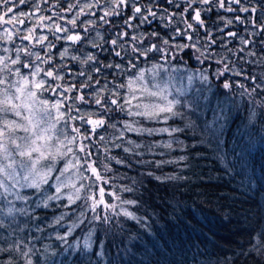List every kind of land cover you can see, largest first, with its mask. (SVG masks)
Segmentation results:
<instances>
[{"label":"trees","instance_id":"16d2710c","mask_svg":"<svg viewBox=\"0 0 264 264\" xmlns=\"http://www.w3.org/2000/svg\"><path fill=\"white\" fill-rule=\"evenodd\" d=\"M59 2L67 6L66 0ZM68 2L75 3V0ZM139 2L147 5L149 0H139ZM55 3L57 0H49V4L44 7L51 9V5ZM103 3L104 0H101V4ZM151 3L158 17L150 18V24L127 28L124 25V18L130 14L129 12H125L121 17L112 18L115 20L114 25H103L98 22L89 40L100 44L99 48H93L88 43L81 46L65 43L63 40L57 41L55 36L51 33L49 35V40L56 45L52 50L54 63L57 67L61 64L65 66L60 69L61 75L65 77V83L79 85L82 81L87 82L84 77L70 74L69 70L74 73L81 67L101 68L99 73H89L93 76V86L83 89L87 94L86 99L89 100H94V97L99 95L109 101L117 98L119 103L123 104V98H127L128 90L121 89L118 85L122 83L127 85L129 80L140 71L154 65H178L188 71H200L208 77L207 81L195 80L189 92L180 99L185 105L181 108L184 119L170 120L168 125L152 124L142 117L129 116L110 102L108 108L111 111L107 113L94 102L79 106L85 114L99 113L106 119V126L98 129V135L87 142L91 145L90 151L94 153L91 158H94L98 164L101 160L109 164L115 176L114 190L122 192L123 200L137 201L135 206H124L128 211L141 217V221L138 223L122 214L114 215L109 223L93 221L90 224L86 220L83 225L75 229L66 242H62L57 235L66 234L71 221L75 220L81 211H86V206L81 201L72 205L70 209L58 206L67 203L66 200L49 201L50 206L47 209L36 207L31 200L27 205L16 201L17 209L25 211L17 212L14 222L12 217L6 215V202L0 201V206L5 209L4 213H0V222L4 225L0 228V247L10 246L13 241H26L25 250L31 248L35 252L31 257L34 264L37 261L38 264H264V255L256 249L261 235L264 234V128L259 124L253 128L243 126L245 109L254 105L249 104L246 92L241 95L244 89L236 87L237 84L245 86L251 84L244 75L264 79V52L261 51L259 43H252L241 53L239 49L245 46L240 39L219 38L221 34L216 31L218 16L222 14L230 17L232 16L230 13L214 11L207 17V23L214 38L217 39L215 45L205 48L207 39L203 31L192 33V41L182 36H175L174 25L181 29L185 26L178 19L168 23L167 19L159 18L167 17V13L160 7H168L164 0H151ZM16 10L28 12L31 8L29 4H24L19 5ZM168 10L178 11L171 7ZM57 11L58 8L41 14L47 16ZM61 14L70 18L67 13ZM98 14H102V11ZM88 18L95 19V17ZM55 22L63 24L62 20ZM132 23L137 25V21ZM244 27L237 24L230 30L237 31L238 36L245 39H258L249 35L253 31L250 26L247 31H243ZM117 31L129 32V37L121 41L123 47L117 49L124 56V61L120 69L106 68L104 65L121 63V58L116 57L110 44L105 42L109 37L117 39L118 37L114 35ZM152 33H158L159 36L153 37ZM132 35L144 38L143 44H137L141 50L146 45L156 43L165 48V52L150 53V58L147 60L138 57L137 67L131 69L128 64V58L132 56L130 47L136 43L131 40ZM163 39H169L172 46L163 45ZM23 42V46L33 48L32 44ZM177 44H195L196 48L210 58L201 57L198 60L199 53L195 48L181 50L175 47ZM3 47L4 43L0 42L2 56L5 54ZM65 48L69 50L68 55L61 61L59 52ZM11 49L12 45L9 55H14ZM33 51H40L41 55L46 54L41 48H33ZM250 51L255 52L256 55H249ZM88 53L97 57L98 64L82 66L71 60L72 55L84 57ZM216 61L221 63L218 64ZM225 64L231 71L217 79L216 73ZM41 66L47 67V65ZM234 72H243L244 75L236 76L233 75ZM96 80L100 83L96 84ZM225 80L233 84L231 92L223 88L222 82ZM113 91L118 92L119 96L112 97ZM257 99L262 98L257 97ZM125 108H128L126 104ZM76 114L73 112V115ZM188 120L194 122V129L185 127ZM135 121H141L145 126L155 128L179 126L184 128V131L174 133L172 136L167 133L152 137L138 136L124 127L125 122L133 123V127H136ZM205 123L213 124L214 127L224 125V136L220 143V152L224 157L222 161L216 158L214 142L211 145L200 142L201 130ZM121 135L123 139L120 138ZM100 136L104 139L100 140ZM128 141L152 142L156 145L172 141L173 150L156 147L154 151L163 155L153 157L152 153L144 148L134 149ZM183 146L186 147L181 151ZM124 147L133 148L143 155L126 153L123 151ZM181 155L187 156V160L178 166L151 169L157 176L183 172L188 179L180 182L175 192L171 186L173 182L161 183L149 178L146 174L147 166L139 163L142 159H172ZM117 160L128 161L129 164L117 163ZM125 187H132L134 190L123 191ZM48 194H54V189H49ZM66 212L68 215L61 221L62 226L56 225V217ZM88 218L91 219L90 215ZM93 229L91 251H89L85 248L84 242L88 238V232ZM101 244L103 248L100 247ZM241 252L244 254L241 255ZM17 259L22 258L17 256ZM0 264H7L2 255H0Z\"/></svg>","mask_w":264,"mask_h":264},{"label":"snow or ice","instance_id":"6c2138e0","mask_svg":"<svg viewBox=\"0 0 264 264\" xmlns=\"http://www.w3.org/2000/svg\"><path fill=\"white\" fill-rule=\"evenodd\" d=\"M165 5L162 10L167 13V17H159L161 20L167 19L168 23H173L174 19H178L185 27L181 29L174 25L175 36H182L188 41L193 40L192 33L203 31L205 33L207 44L205 48H210L216 44L213 32L207 23V17L213 14L214 11H222L223 13H230L232 16L226 17L224 15L218 16L219 23L216 31L221 34L220 39L231 37L233 39H240V42L245 46L239 51L243 53L252 43H259L261 51L264 52V0H164ZM29 4L31 10L28 12L17 11L19 5ZM49 4V0H0V30L3 35H0V42L12 45L11 51L14 55L0 56V201L6 202L8 217H15L17 212L24 213V209H17L16 201H21L28 204L31 200L36 207H43L47 209L49 201L66 200L67 203L62 206L70 209L72 205L82 199L81 190L85 188L84 184L77 187L76 182L73 181L69 173L73 170L78 172L80 176L87 180L90 177L85 176L84 172H90L96 181L107 183L100 175L95 162L91 161L94 155L90 151V144L84 143L90 141L93 136L98 135V129L104 128L107 124L106 119L99 113L85 114L81 111L80 105H90L95 103L101 106L105 113L110 112L108 103L116 106L121 112H126L129 116L142 117L143 120L149 121L152 124L168 125L170 120L176 118L184 119V113L181 108L185 105L178 98L168 99L162 91H148L145 88H134L133 84L136 81H142L145 77V72L140 71L135 80H130L127 85L120 84L119 88L129 91L131 98H123L124 103H119L117 98H112L110 101L106 98H101L99 95L94 97V100L86 99V93L83 89L91 88L93 76L90 72L99 73L100 67H89L76 70L74 74L77 77H84L87 82H81L79 85L75 83H65L64 75H61L60 69L65 67L61 64L59 67L53 61L52 50L56 45L49 40L48 35H43L44 31L55 36L57 41L63 40L65 43L83 46L85 43L90 44L93 48L101 47L95 41H90L89 36L100 22L103 25H114V17H121L125 12L130 14L124 18V25L127 28H134L145 23L150 24L152 19H156L158 14L153 10L151 0L147 5H143L139 0H75V3L68 2L67 6L60 3L51 5V9L58 8L59 11L52 15L41 14L44 11H51L45 8L44 5ZM169 7L178 11H169ZM102 14H98L101 12ZM61 13H67L70 18H66ZM243 13L244 15H240ZM88 17H95L89 19ZM62 20L63 24L55 21ZM133 21H137V25H133ZM51 22V23H50ZM29 24L31 26H29ZM244 25L243 31H247L250 26L253 31L249 35L258 38L257 40H249L238 36V32L230 30L235 25ZM70 25L71 27H67ZM11 26V27H8ZM167 27V24H165ZM226 29H229L226 31ZM99 35V33H97ZM117 39L109 37L106 43L110 44L116 57L121 58V63L104 65L106 68L120 69L124 61V56L119 48L123 45L121 41L129 37L127 31H117L114 33ZM153 37H158V33H152ZM17 38L20 41H26L32 44L33 48H41L45 50V55H41L40 51H33V48L27 46H17ZM131 40L136 42L130 47L132 56L128 58V64L131 69L137 67V58L144 57L149 59L150 53H163L165 48L159 44L152 43L146 45L141 50L137 44H143L144 38L132 35ZM103 39V37H101ZM162 44L171 47L169 39H163ZM226 47V45H224ZM178 49L195 48L199 53L197 59L201 57L205 59L210 58L205 56L195 44H177ZM79 50V49H78ZM8 53L10 49L5 47L3 49ZM68 49L65 48L59 52L61 61L68 55ZM127 51V50H125ZM255 56V52L248 53ZM173 58H175L173 56ZM71 60L78 62L82 66L98 64L97 57L91 53L84 57L72 55ZM203 62V61H201ZM221 63V61H216ZM41 65H47L42 67ZM231 69L224 65V67L216 73L217 79L225 76L226 72ZM233 75L241 76L243 72H234ZM245 79L251 81L249 86L237 84L236 87L244 89L241 95L246 92L249 98V104L254 105L245 109L246 116L242 124L246 128H253L259 124L264 128V79L260 77H252L244 75ZM203 80L207 81L208 77L203 76ZM96 84L100 81L96 80ZM223 83V88L229 92L233 89V84L227 82ZM137 91L147 92L150 99L158 102L148 103L141 107L137 103L133 107L125 108L126 105H132V101L138 99ZM112 97H118L119 93L113 91ZM261 97L262 99H257ZM190 106V105H189ZM259 109V111H257ZM73 112L77 113L73 115ZM80 121L79 126H75L72 122ZM136 127L133 123L125 122L124 127L129 132H134L138 136H157L162 133H167L172 136L174 133L183 132L184 128L179 126H166L162 128H155L145 126L141 121H135ZM215 123V121L213 122ZM84 125L90 126L88 129L82 131ZM115 127V125H111ZM186 128L194 129L193 121L188 120L185 124ZM71 129V133L67 129ZM202 136L200 142L205 145L215 143V155L218 160H223V154L220 152V143L224 136V125L214 127L213 124L205 123L201 130ZM100 140L104 137L100 136ZM123 139V135L120 137ZM133 145L134 149L144 148L147 152L152 153V156L163 155V153H156L154 148H166L173 150V142L162 143L156 145L149 143H135L128 141ZM182 144V142H179ZM121 147V145H116ZM183 146L181 151H183ZM196 147V145H193ZM133 148L124 147L123 151L131 153L132 155L142 156L143 154L134 151ZM82 154V155H78ZM187 160V156L181 155L172 159H142L139 163L147 166L146 174L149 178L160 181L161 183L173 182L172 188L175 192L180 185V182L185 181L188 177L183 172L165 173L162 175H155L151 169H163L165 166L180 165ZM117 163L128 165V161L117 160ZM187 167V165H185ZM107 169V166H105ZM83 169L84 172H80ZM110 170V169H108ZM135 183V182H134ZM89 187H96L93 183ZM54 189V194L49 195L48 190ZM65 189H69L65 193ZM29 190V191H24ZM74 190V191H72ZM132 187H125L123 191L132 192ZM99 199L96 196H88L85 194L83 200L87 204L88 200L93 203L91 205L92 211L95 212L96 207L103 205L105 209L111 210L114 215H123L129 219L136 220L138 223L141 217L135 213L128 211L126 208L122 212H116L117 204H109L104 200L105 189L98 188ZM114 198L120 201V205L137 204L136 200H122L116 193H109ZM12 197V199H9ZM4 207L0 206V213H4ZM68 213H63L56 217L55 224L61 225ZM111 217L96 214L88 218L86 211H81L79 216L72 220L67 228L66 234L57 235V238L62 242H66L68 237L73 234L75 229L79 228L87 220L88 223L93 221H102L109 223ZM62 226V225H61ZM4 225L0 222V228ZM94 234V229L88 232V238L84 242L86 249L91 251V238ZM26 241H13L10 246L0 247V255L3 256L7 264H34L32 255L35 254L31 248L26 249ZM103 248V245H100ZM256 249L264 255V234L260 237V242L256 245ZM102 255V253H100ZM244 253L241 252V255ZM17 256L22 259H17ZM38 264V261L36 262Z\"/></svg>","mask_w":264,"mask_h":264},{"label":"rangeland","instance_id":"374dc122","mask_svg":"<svg viewBox=\"0 0 264 264\" xmlns=\"http://www.w3.org/2000/svg\"><path fill=\"white\" fill-rule=\"evenodd\" d=\"M41 34L48 36L50 35V33L47 31H44ZM0 35H3L2 30H0ZM23 44L24 42L20 41L17 38L16 45H20L23 47ZM5 47H8L10 49L11 45L4 43L3 49ZM7 55H9V52L5 53L3 56H7ZM0 56H2L1 53ZM142 71L145 72V77L143 78L142 81H136L133 84V87L145 88L148 91H162L165 93V95H167L168 99H172V98L181 99L184 95H186L189 92L190 87H192L195 80L202 81L203 80L202 77L207 76L205 73H202L200 71H196V70L188 71L178 65H154ZM138 75L139 73L136 76ZM135 77H133L130 80H135ZM136 96L138 99L133 100L132 105H127L128 108L133 107L137 103H140L141 107H143L145 104L158 102L154 99H150L147 96V92L145 91H137ZM127 98H131L129 91L127 94ZM72 123L75 126H79L81 122L74 121ZM89 127L90 126L88 125H84L82 131L88 129ZM67 131L69 132L70 135L73 134L71 133L70 128H68ZM87 142L88 141H85L84 143ZM78 155H82V154H78ZM91 161L95 162V166L98 168L100 175L104 178V180L107 181V183H104L102 181H96L95 177L91 176L90 172H84L83 169H80V172H84V175L90 177V179L87 180L83 179L78 172H75V170H73L72 173H69V176H71L73 181L76 182L77 187H79L81 183L85 185V188L81 190L82 199L80 201L86 206V211H87L86 214L88 217L89 215L90 217H92L96 214H99L101 215V217L107 215L112 218L114 216L113 212L111 210L105 209L103 205L96 207L95 212H93L91 208L93 202L91 200H88L87 204H85L83 200L85 194L88 196L94 195L96 196L97 199H99L98 188L103 187L105 189L104 200L109 204H117L118 207L115 209L116 212L118 210L123 211V209L126 208V206L120 205V201L116 200L113 195H109V193H116L120 197L122 196V192H117L113 188L115 176L112 174V169L109 166V164H106L103 160L99 161L98 164L96 163L94 158H91ZM105 166H107V169L105 168ZM93 183L96 185V187H89V185H92ZM64 191L65 193H67L69 189H65ZM121 199L123 200V197H121Z\"/></svg>","mask_w":264,"mask_h":264}]
</instances>
